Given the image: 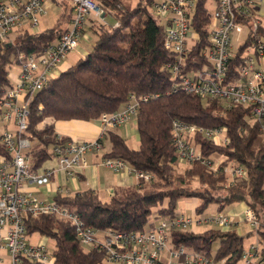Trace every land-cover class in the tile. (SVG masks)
Wrapping results in <instances>:
<instances>
[{
    "label": "trees",
    "instance_id": "16d2710c",
    "mask_svg": "<svg viewBox=\"0 0 264 264\" xmlns=\"http://www.w3.org/2000/svg\"><path fill=\"white\" fill-rule=\"evenodd\" d=\"M52 1L63 8L54 28L39 35L31 34L30 30L20 31L12 44L0 47V99L11 86L10 75L13 67L19 68L20 56L43 52L68 31L62 26L73 18L69 1ZM95 1L108 14V21L90 18L87 22V27L92 23L90 27L96 35L92 50L52 79L30 103L25 136L37 142L27 154L30 172H41L47 161L55 159L54 149L70 140L56 133L55 122L97 121L104 114L122 109L130 95L137 99L150 96L139 103L135 124L138 148H131L115 130L104 133V144L109 145L108 158L122 160L135 171L151 174L152 180L139 179L137 188L116 189L108 202L102 201L93 190L59 194L53 201L78 215L87 228L121 233L146 232L159 219L177 217L181 199L197 200L196 214H203L212 203L222 213L226 208L244 204L259 220L253 232L240 235L235 229L215 228L200 233L173 230L169 233V244L197 251L215 262L241 264L246 252L244 240L254 234L261 244L259 255L264 256V133L251 122L249 108L203 99L173 88L177 80L163 68L171 57L164 46V25L154 14L157 0H137L130 9L122 6L120 0ZM208 1L197 0L193 12L195 39L188 56L193 68L205 64L202 55L210 45L212 11L206 7ZM260 21L253 7L237 19V23L246 27L247 35L231 59V81H235L237 69L244 64L247 48L255 39L264 38ZM174 120L203 130L225 131L227 143L222 145L201 134L194 138L204 159L210 160L215 154L221 156L217 168L193 162L180 169L171 133ZM12 159L0 140V166L2 161ZM237 168L244 170L242 178L230 174ZM25 225L28 237L38 233L55 241L52 264H103L104 252L94 248L86 251L70 221L51 215L39 219L28 215ZM23 264L42 263L24 258Z\"/></svg>",
    "mask_w": 264,
    "mask_h": 264
},
{
    "label": "built area",
    "instance_id": "2783aa9c",
    "mask_svg": "<svg viewBox=\"0 0 264 264\" xmlns=\"http://www.w3.org/2000/svg\"><path fill=\"white\" fill-rule=\"evenodd\" d=\"M68 1L73 10L71 27L59 40L48 44L43 52L20 56L19 71L11 72V86L5 97L0 99L4 123L14 122L15 125V132L7 131L0 137L13 156L11 162L2 161L0 166V253L4 250L9 253L10 264H23L24 258L52 264L53 256H49L45 246L30 244L25 225L28 215L35 219L51 215L70 221L77 230L81 245H91L103 251V264H226L225 260L215 262L194 250L170 246L171 231L194 229L202 223L191 215L178 213L172 219H159L153 229L142 233L101 231L85 227L81 218L67 207L54 201L41 200L35 194L24 191L25 185L32 183L42 186L49 183L53 176L51 170L36 173L29 170L27 154L33 149V141L25 133L30 103L58 75V69L68 54L77 50L89 19L94 18L102 23L108 21V14L95 0H58ZM254 1L218 0L211 14L210 45L202 55L205 64L195 68L190 67L188 56L195 39L192 19L197 0H158L153 9L157 17L164 18V46L171 59L163 68L173 80H177L173 88L203 99L246 106L250 110L251 122L264 133V68L258 69L254 65L257 61L264 64V38L255 39L252 46L247 48L253 51L254 58L244 57V64L237 69L235 81L230 80V62L237 51L232 52L231 34L236 33L235 43L238 46L243 44L240 36L246 27L237 23V19L254 7ZM46 2L0 0V47L12 44L13 36L20 31L38 30L40 19L47 14ZM253 28H256V23ZM149 98L143 96L137 99L130 95L122 109L104 114L99 119L102 132L96 139L84 142L69 140L65 146L56 147L54 154L60 168L73 175L79 165H87L88 155H94L98 158L93 162L94 166H102L113 173L129 171L138 179L151 181V174L135 171L124 161L108 158L104 153V133L121 127L128 129L130 123L136 124L139 103ZM222 132L225 133L224 130H203L174 120L171 125L172 141L180 162H200L215 169L210 160L202 157L194 138L201 134L214 144L222 145L227 143L225 135L221 137ZM244 174L242 168L231 173L234 178H242ZM244 221L252 229L259 226L257 216L248 208L244 211ZM204 222H211L221 230L232 225L230 217L222 212ZM258 255V246H251L244 253L242 261L252 264L251 258Z\"/></svg>",
    "mask_w": 264,
    "mask_h": 264
},
{
    "label": "crops",
    "instance_id": "0c3cea01",
    "mask_svg": "<svg viewBox=\"0 0 264 264\" xmlns=\"http://www.w3.org/2000/svg\"><path fill=\"white\" fill-rule=\"evenodd\" d=\"M253 9L255 11V15L261 20L260 22L264 26V0H255ZM70 27L71 22L68 23L66 29H69ZM87 30L88 27L82 35L77 50L69 53L60 65L58 74L75 65L80 59L85 58L86 55L92 50L96 40H94L87 33ZM9 124L10 123H4L5 128H8ZM133 124L134 123H130L128 129L122 127L115 129L119 135L126 139L128 145L129 140L133 139ZM55 131L60 137L84 142L96 139L102 132V126L99 120L93 122L77 120L57 121L55 122ZM13 132H15V130ZM108 149L109 145L108 147L106 145L104 153H107ZM97 159L98 158L94 155H88L87 165H79L73 175H68L64 170H62L56 159L49 160L40 170L41 172L46 170H51L53 172V176L49 183L42 186L30 183L25 185L23 189L26 192L35 194L44 201H53V199L59 194L74 195L83 191L93 190L98 194L102 201L108 202L116 189H133L139 186V179L129 171L113 173L102 166H94L93 162L98 161ZM245 209L246 206L244 204H238L231 207V210H229L227 213L232 221L231 227H233V225H238L239 232L237 233L240 235H242V230H240L239 224H241L240 222H245ZM195 228L193 230H195ZM165 257L166 255L164 254V258ZM250 261L252 264H264V256L258 255L254 258H251ZM10 263L11 259L9 253L5 250L1 251L0 264ZM241 264H244L243 261Z\"/></svg>",
    "mask_w": 264,
    "mask_h": 264
},
{
    "label": "rangeland",
    "instance_id": "374dc122",
    "mask_svg": "<svg viewBox=\"0 0 264 264\" xmlns=\"http://www.w3.org/2000/svg\"><path fill=\"white\" fill-rule=\"evenodd\" d=\"M27 1V0H24ZM122 6H124L127 9L132 8L137 0H120ZM158 1V0H157ZM216 3L214 0H209L206 4V7L208 8V10L213 11L215 9ZM46 11L47 14L40 19V23H39V27L38 30H31L30 33L33 35H39L42 34L44 32H46L49 29H52L56 26L57 21L61 18L62 14H63V8L56 5L55 3H53L51 0H47L46 2ZM92 19V18H91ZM161 23L163 24L164 22V18L161 17L160 18ZM91 22L88 23V30L87 33L94 39L96 40V35L93 33V31L91 30ZM67 22L65 24H63L62 28H66L67 26ZM244 32L241 34V40L244 41L247 35V29L243 28ZM235 35L236 33H232L231 34V48H232V52H235L238 44L235 43ZM17 39V35L13 36V40L15 41ZM244 57L250 56L252 58H254L253 55V51L252 50H247L244 52L243 54ZM255 67L258 69L264 68V64L263 61L259 62L257 61L255 64ZM19 71L18 67H13L12 70V74L17 73ZM4 116H3V110L0 113V137L2 135H4L7 131L9 132H13L15 130V125L14 122H10L8 128H5L4 126ZM136 126L133 124V131H132V136L133 139L129 140V145L131 148L133 149H137L139 146V140L136 134ZM225 133L222 132L221 133V137H224ZM107 147H108V142L106 143ZM33 148H35L37 146V142H33L32 143ZM210 161L213 163V168H216L219 164V162L221 161V156L215 154L213 156H211ZM187 166V163L184 161L180 162V169H185V167ZM231 174V172H230ZM198 201L195 199H181L178 202V207H177V211L179 214H185V215H191L193 216L196 220H201V224L197 225V227L195 228V232H203L205 230H209V229H215L217 228L216 225H214L211 222L205 223L204 220H211L213 219L215 216L218 215V210H217V204L212 203L210 204L207 209L204 211L203 214H196L195 213V208L198 205ZM231 210V208H226L224 209L223 213H228V211ZM263 222H264V216H263ZM241 224H239L240 230H242V234H247L249 232H253L252 228L249 226L248 223L246 222H240ZM229 229H235L237 232L238 231V225L235 226L233 225V227H229L226 230ZM188 230H193V228H190ZM29 242L30 244H32L33 246H45L48 249V253L49 256L52 258V253L55 250V241L52 238L49 237H44L38 233L33 234L32 236L29 237ZM217 244L214 245V248L216 247ZM251 246H258L261 247V244L258 242L256 235H250L248 236L245 240H244V249L245 251H249ZM93 248V246L91 245H84V249L86 251H90Z\"/></svg>",
    "mask_w": 264,
    "mask_h": 264
}]
</instances>
